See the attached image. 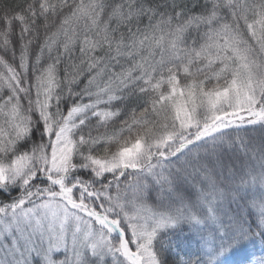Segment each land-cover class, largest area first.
<instances>
[{
    "label": "snow or ice",
    "instance_id": "6c2138e0",
    "mask_svg": "<svg viewBox=\"0 0 264 264\" xmlns=\"http://www.w3.org/2000/svg\"><path fill=\"white\" fill-rule=\"evenodd\" d=\"M0 264H264V0H0Z\"/></svg>",
    "mask_w": 264,
    "mask_h": 264
},
{
    "label": "trees",
    "instance_id": "16d2710c",
    "mask_svg": "<svg viewBox=\"0 0 264 264\" xmlns=\"http://www.w3.org/2000/svg\"><path fill=\"white\" fill-rule=\"evenodd\" d=\"M241 257L240 256H237V257H235L234 259H237V260H239Z\"/></svg>",
    "mask_w": 264,
    "mask_h": 264
}]
</instances>
